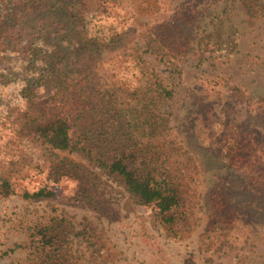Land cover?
<instances>
[{"label":"rangeland","instance_id":"rangeland-1","mask_svg":"<svg viewBox=\"0 0 264 264\" xmlns=\"http://www.w3.org/2000/svg\"><path fill=\"white\" fill-rule=\"evenodd\" d=\"M180 8L191 19L170 22ZM39 10L15 40L28 52L0 51V163L8 167L20 149L4 118L9 108L44 109L56 82L42 79L54 69L61 80L93 73L120 112L135 105L127 101L144 75L156 73L172 89L152 98L169 128L158 142L167 160L194 169L190 210L172 233L117 176L59 151L67 163H32L11 176L15 193L0 196V264H23V248L3 251L25 242L27 226L59 213L77 226L90 222L113 264H264V106L252 101L264 96V0H41ZM149 37L165 49L183 44L184 52L156 61L143 52ZM229 135L251 164L245 176L224 168ZM38 186L53 195H19Z\"/></svg>","mask_w":264,"mask_h":264},{"label":"trees","instance_id":"trees-1","mask_svg":"<svg viewBox=\"0 0 264 264\" xmlns=\"http://www.w3.org/2000/svg\"><path fill=\"white\" fill-rule=\"evenodd\" d=\"M262 6L260 4L258 10H262ZM0 7L5 9L0 14V51L11 48L21 53L28 52V45L18 49L15 40L19 29L28 23L29 15L35 13L42 17V10H39L41 0H0ZM250 8V16L255 15L256 10ZM182 9L170 22L181 24L183 20L191 19L182 15ZM164 25H159L161 31L165 30ZM147 40L143 52L149 53L156 61H164L170 56L180 57L184 52L183 44L171 46L172 39L169 49L156 44L154 37ZM199 48L201 52L204 50ZM139 58L140 55L137 56ZM53 71L55 73L42 79L50 82L55 78L56 82L44 109L13 106L4 117L20 149L14 159L8 161V167L0 163V196L15 193L11 176L24 172L26 166L33 163L35 168H39L42 161L55 166L67 163L69 160L60 156L59 151H75L107 173L117 176L137 204L149 207L153 219L176 233L178 227L174 225L190 210L191 198L186 183L193 178L194 169L186 163L178 166L167 160L162 151L163 144L158 142V134L169 128L165 125V118L154 113L156 103L152 99L170 97L172 89L163 84L156 73L149 77L144 75L145 79L132 90L131 99L127 101V105L133 101L135 105L120 112L115 108L118 100L106 93L93 73L87 71L77 79L61 80L56 75L58 71ZM30 78L34 79V75ZM29 85L32 83L28 82ZM252 101L256 108L264 106V96ZM233 137H225L221 147V155L231 161L224 168L229 170V174L245 176L250 172L251 164L236 154ZM19 195L26 198L50 197L53 192L46 186H38L31 191L23 189ZM77 223L78 226L63 213L50 215L26 227L25 242L13 243L3 252L23 248V264H113L111 256H106L107 246L94 232L90 222L82 219Z\"/></svg>","mask_w":264,"mask_h":264},{"label":"crops","instance_id":"crops-1","mask_svg":"<svg viewBox=\"0 0 264 264\" xmlns=\"http://www.w3.org/2000/svg\"><path fill=\"white\" fill-rule=\"evenodd\" d=\"M177 13H178V9H177Z\"/></svg>","mask_w":264,"mask_h":264}]
</instances>
